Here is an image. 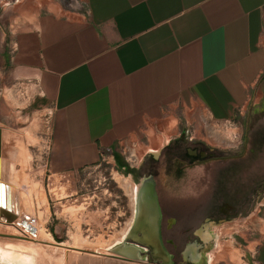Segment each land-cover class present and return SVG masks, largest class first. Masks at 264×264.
Listing matches in <instances>:
<instances>
[{"label":"crops","instance_id":"obj_1","mask_svg":"<svg viewBox=\"0 0 264 264\" xmlns=\"http://www.w3.org/2000/svg\"><path fill=\"white\" fill-rule=\"evenodd\" d=\"M14 1L10 67L52 108L57 174L196 118L239 122L264 93V0Z\"/></svg>","mask_w":264,"mask_h":264},{"label":"rangeland","instance_id":"obj_2","mask_svg":"<svg viewBox=\"0 0 264 264\" xmlns=\"http://www.w3.org/2000/svg\"><path fill=\"white\" fill-rule=\"evenodd\" d=\"M11 5L14 0H0L2 161L10 158L7 149L19 150V160L17 153L12 160L18 162L19 184L34 209L27 212L22 190L16 188L20 215L11 223L0 222V255L14 259L0 257L13 264H65V248L76 247L110 255L130 229L137 188L152 176L164 243L176 264H197L186 255L192 244L199 246L198 264H256V251L264 243V93L248 106L243 126L196 118L190 125H172L156 142L127 141L104 151L93 167L57 174L49 166L52 108L12 75L16 26L11 29ZM195 147L216 158H188L187 151ZM31 216L53 245L22 234L19 229ZM206 224H212L211 242L201 235Z\"/></svg>","mask_w":264,"mask_h":264},{"label":"bare ground","instance_id":"obj_3","mask_svg":"<svg viewBox=\"0 0 264 264\" xmlns=\"http://www.w3.org/2000/svg\"><path fill=\"white\" fill-rule=\"evenodd\" d=\"M11 151H12V153H14V156L17 153L16 155L18 156V158L16 157V159L19 160V153H18L19 150L14 152V149L11 148ZM1 159L2 158L0 155V161H1ZM17 164H18V162H17ZM8 168H9V170H8L9 173H11V177H9V178L7 177V174L3 171L2 167H0V206L1 207L6 206V209H7V205H8V211H10L11 213L14 214V215L13 214L11 215L12 219L9 221V223H11L20 215V212L18 211V203H19L18 200H19V198L16 201L17 196L15 195V190H18V189L22 190V192L21 191L20 192L22 194V197L24 198L25 204L27 205V212H30V210H31L30 208H32L33 206H32V198L27 199L26 194H25V189H23V187H22L23 185L19 184V179L22 178L20 169L18 168V166H15V164H13V166L8 167ZM26 178L30 179L29 177H26ZM142 182H144V179ZM2 185H3V187H2ZM142 185L143 184H140L139 187L137 188V191H136V197L134 199V216H133L132 223L130 225V229L128 230V232L125 236V240L123 242L115 245L114 247H112L110 249L113 251V254H116L115 252H117L118 254L127 255V256H130V257H133V258L139 259V260H155V261H160V262H164L167 264H173V257L168 252V250L166 249V246H165L164 241H163L162 227H161V234L158 232L157 237H156V235L151 233V231H150L151 225L149 226L150 228L149 227L145 228V231H144L145 234L143 237L141 236V234L136 232L135 228H136V223H137V220L139 217L138 216L139 196H140V191L142 189L141 188ZM16 188H18V189H16ZM8 189L10 192V198H8ZM20 198H21V196H20ZM32 209H34V208H32ZM0 222H2V221H0ZM23 224H25L24 228H21L19 230L22 232L23 235L27 236L30 240H35V238H38L39 240L41 239V241L44 243H47V244L51 243V240H52L51 236L49 234H46L43 231H40L36 224L31 223L30 221H28V219H25V222ZM22 227H23V225H22ZM130 236H134L136 239H139L141 241H145V242H148L149 244H151L152 248H153L152 251L148 247L140 246L138 244H134V243L130 242L131 240L128 238ZM57 246L59 247L60 244H58ZM76 248L79 249V247H76ZM52 250H54V249H52ZM148 253H149V256L147 255ZM0 256L5 257L7 255L4 254V255H0ZM1 257H0V264H13L8 259H6V258H10L11 256L10 257L7 256L5 259H2ZM11 258L14 259L13 257H11ZM18 262H20V261H17V263ZM17 263H15V264H17Z\"/></svg>","mask_w":264,"mask_h":264},{"label":"water","instance_id":"obj_4","mask_svg":"<svg viewBox=\"0 0 264 264\" xmlns=\"http://www.w3.org/2000/svg\"><path fill=\"white\" fill-rule=\"evenodd\" d=\"M1 94V90H0ZM2 135L3 130L0 128V155H2ZM143 181V180H142ZM142 189L139 196L138 204V220L136 223V232L144 236L145 228H148L151 225L150 231L152 234L158 235V232L161 234V223H162V211L159 203V197L157 192V183L152 176H149L144 179V182H141ZM3 187V185H2ZM8 211L6 206H0V221L4 220L6 223L12 219V215ZM24 225V224H23ZM130 240L134 241L132 243L138 244L140 246L148 247L152 251V245L148 242L141 241L136 239L134 236L128 237ZM65 253V264H167L155 260H139L127 255H121L111 250L110 255H101L97 253L76 250L72 248H66Z\"/></svg>","mask_w":264,"mask_h":264},{"label":"flooded vegetation","instance_id":"obj_5","mask_svg":"<svg viewBox=\"0 0 264 264\" xmlns=\"http://www.w3.org/2000/svg\"><path fill=\"white\" fill-rule=\"evenodd\" d=\"M239 123L243 126V118H241L239 120ZM242 143H240L241 145ZM200 147H195L194 149H189L187 151V157L191 158V159H200L202 161H206L208 159H214L216 158L213 154H209L207 151L204 150H200ZM11 207V206H10ZM12 208V207H11ZM14 215V214H13ZM212 224H206V226L204 227V229H202L201 231V235L204 238L205 241H213V238L210 236V238H208V233L209 231V227H211ZM128 232V231H127ZM163 236V235H162ZM207 238V239H206ZM164 241V239H163ZM168 243H172V245L174 246L175 244L172 241H169ZM165 244V243H164ZM176 250L178 249V246L175 245ZM199 246H197L196 244H192L189 246V248L187 249V256L190 255L192 257V260L194 263H199L201 261V259L199 258V256L197 254H199L198 252ZM149 256V253L147 254ZM173 257V264H176L175 262V256L173 254H171Z\"/></svg>","mask_w":264,"mask_h":264},{"label":"built area","instance_id":"obj_6","mask_svg":"<svg viewBox=\"0 0 264 264\" xmlns=\"http://www.w3.org/2000/svg\"><path fill=\"white\" fill-rule=\"evenodd\" d=\"M102 157H103V156H102ZM28 221H30V222L33 223V224H38V220H37L35 217H33V216L28 217Z\"/></svg>","mask_w":264,"mask_h":264},{"label":"trees","instance_id":"obj_7","mask_svg":"<svg viewBox=\"0 0 264 264\" xmlns=\"http://www.w3.org/2000/svg\"><path fill=\"white\" fill-rule=\"evenodd\" d=\"M58 242H59V240H58Z\"/></svg>","mask_w":264,"mask_h":264}]
</instances>
